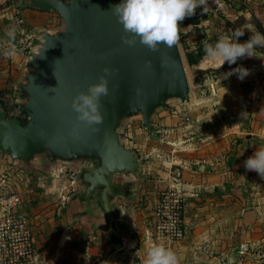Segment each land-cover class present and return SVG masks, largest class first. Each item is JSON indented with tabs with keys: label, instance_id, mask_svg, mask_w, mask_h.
Listing matches in <instances>:
<instances>
[{
	"label": "crops",
	"instance_id": "0c3cea01",
	"mask_svg": "<svg viewBox=\"0 0 264 264\" xmlns=\"http://www.w3.org/2000/svg\"><path fill=\"white\" fill-rule=\"evenodd\" d=\"M47 2L71 7L62 0H0V94L11 104L9 114L0 109L27 126L33 123V102L25 88L35 72L33 63L29 67L10 50L18 44L10 26L19 28L15 20L21 15L28 26L44 31L45 43L60 38L66 22L45 7ZM205 6L207 13L198 7L195 15L179 22L178 44L197 79L215 74L214 91L207 80L203 84L215 97H201L204 86L197 82L190 85L188 100L176 105L165 100L148 125L142 112L114 113L119 144L134 157L132 169H116L93 152L61 154L52 148L23 159L0 149L1 192L24 201L42 264L49 256L52 264H145L150 248L159 244L173 250L180 264H249L243 255L264 251V179L243 166L264 148V47L256 49V57L222 67L206 50L221 36H231L234 23L245 31L240 42L252 35L243 27L246 23L262 33L264 0H207ZM219 14L226 20L219 21ZM46 18L53 27H41ZM199 52L203 58L191 65L189 59L197 60ZM10 55L18 66H7ZM238 66L250 74L243 80L236 74L223 78ZM205 102L215 113L193 120L181 113ZM10 171L12 177L5 178ZM176 171L186 202V238L178 243L150 241L158 197L175 187Z\"/></svg>",
	"mask_w": 264,
	"mask_h": 264
},
{
	"label": "water",
	"instance_id": "95a60500",
	"mask_svg": "<svg viewBox=\"0 0 264 264\" xmlns=\"http://www.w3.org/2000/svg\"><path fill=\"white\" fill-rule=\"evenodd\" d=\"M117 3L73 0V7L46 3L47 9L60 13L67 30L59 41L47 40V51L33 62L36 73L25 88L32 97L33 123L25 127L0 109L2 151L28 159L51 145L61 154L93 152L105 164L129 170L134 157L119 144L114 112H142L148 125L169 96L189 99L190 83L178 42L171 48L162 44L155 52L139 40L126 45L123 26L111 11ZM105 68L110 72L106 74ZM101 76L107 77L109 94L101 97L104 121L94 126L99 128L94 132L77 120L72 102Z\"/></svg>",
	"mask_w": 264,
	"mask_h": 264
},
{
	"label": "clouds",
	"instance_id": "9594fccd",
	"mask_svg": "<svg viewBox=\"0 0 264 264\" xmlns=\"http://www.w3.org/2000/svg\"><path fill=\"white\" fill-rule=\"evenodd\" d=\"M73 2V0H72ZM207 0H119V3L111 6V11L123 26L125 35L123 42L128 46H134L139 42L151 51H158L163 44L168 48L176 45L180 39V25L186 17L195 15L196 9L202 7V12L207 13ZM63 7V5H60ZM252 33L250 38L240 42L239 38L245 35V31L235 30L231 36L224 35L214 45L207 46V54L214 61H221V67L225 62L235 64L242 57H256V49L264 47V34L256 30L252 23L243 26ZM107 74L110 69L105 68ZM236 74L243 80L250 74V70L238 66L223 74L227 79ZM109 94L108 80L106 76L100 77V82L89 85L87 92L76 96L72 102V109L77 113V120L92 131H99L94 127L104 121L101 112V97ZM43 136V132L40 133ZM246 171H255L264 179V148L257 149L254 154L243 161ZM145 264H180L177 254L162 244L150 248Z\"/></svg>",
	"mask_w": 264,
	"mask_h": 264
},
{
	"label": "built area",
	"instance_id": "2783aa9c",
	"mask_svg": "<svg viewBox=\"0 0 264 264\" xmlns=\"http://www.w3.org/2000/svg\"><path fill=\"white\" fill-rule=\"evenodd\" d=\"M206 80L214 91V77L206 75ZM176 173L175 187L161 192L158 197L155 228L149 234L150 241L156 239L164 243H178L186 238V202L179 171ZM41 260L32 220L25 210L24 201L17 194L0 195V264H41Z\"/></svg>",
	"mask_w": 264,
	"mask_h": 264
},
{
	"label": "rangeland",
	"instance_id": "374dc122",
	"mask_svg": "<svg viewBox=\"0 0 264 264\" xmlns=\"http://www.w3.org/2000/svg\"><path fill=\"white\" fill-rule=\"evenodd\" d=\"M62 1L66 2L67 4H69L70 6L73 7L71 0H62ZM2 12L3 11L0 9L1 15H2ZM8 12L9 11H6V14ZM218 17H221V19L219 18L220 19L219 21H222V19L226 20V18L223 16V14L222 15L219 14ZM9 21H10L9 23H12L11 20H9ZM15 22L19 26V28L18 27L14 28L13 25L10 26V29H12V30L15 29L10 33V35H11L13 41H18V44L16 43L17 44L16 48L10 47V50L20 54V56H22V58L24 60L26 59L27 62L29 63L28 65L30 67L31 63H33L39 56H41L43 52L47 51L46 44H45L46 39L44 37L45 33L43 30L40 31L39 28H36L35 26H28L26 24L25 19L21 15L16 16ZM39 23H41V27L43 29H47L48 27H53V25H54L50 18H46L45 20H43ZM20 30L22 33H20V32L18 33V31H20ZM63 30L66 31L67 29L65 28ZM42 36L44 38H42ZM180 51H181V55L183 58L184 66L186 69V73H187L190 85L193 87V86H195V84L202 83V86H204V87L201 88L202 93L200 94V96L205 98V100H209L212 97H215V96L211 97V93L209 92L208 87L203 85V84H205L206 76L201 75L200 79H197V77H195L193 70L189 67L187 60H186V57H185L183 51L181 50V47H180ZM7 66L9 68L12 66H18V64L13 62V58L11 55L7 58ZM32 69L36 73V67H34V65L32 66ZM207 75L208 76H210V75L215 76V74H210V73H208ZM0 96H1V98H3L1 94H0ZM196 96H198V95H196ZM166 101L175 103V105L179 104V103L182 104V99L180 97H177V96H169L168 98H166ZM205 103L206 104L204 106L192 107L190 105V107H188L185 111H183L181 113L182 114L189 113L192 120L196 118L195 115L198 116L200 114L202 116V114L203 115L208 114L209 111L211 113H215V110H216V109L214 110L215 107L211 106V104H209L210 102H205ZM0 106H3L8 111L7 113L9 114V108L11 106V104L9 102H7V104H6L4 101V98L0 99ZM201 107H203V108H201ZM200 108H201V111H200ZM159 109H161V108H159ZM196 109H198V110H196ZM30 112H31V109H30ZM218 112L220 113L219 110H218ZM114 113H117V112H114ZM52 148H53V146L50 145L47 149H52ZM113 167H115V166H113ZM6 177H8V178L12 177V171H10V174H6L5 178ZM0 184H1V181H0ZM0 195H3V193L1 192V185H0ZM50 257L51 256L46 258L47 261L44 264H52L53 260H52V258L50 259ZM243 257L248 258L249 264H257L258 261L260 263V261H262L264 259V251L249 250L247 252V254L243 255ZM41 264H42V260H41ZM234 264H235V262H234Z\"/></svg>",
	"mask_w": 264,
	"mask_h": 264
},
{
	"label": "trees",
	"instance_id": "16d2710c",
	"mask_svg": "<svg viewBox=\"0 0 264 264\" xmlns=\"http://www.w3.org/2000/svg\"><path fill=\"white\" fill-rule=\"evenodd\" d=\"M240 26H241V24H237V23H234V24H231V25H230V27L232 28L233 32H234L235 30H237V29L241 30V29H240ZM260 29H261L262 33L264 34L263 29H262L261 27H260ZM240 39H243V36L240 37ZM203 56H204V53H203V52H199V53H198V56H197V60L189 59L190 64H191V65L196 64V62H197L198 60L202 59ZM24 126L27 127L26 124H25Z\"/></svg>",
	"mask_w": 264,
	"mask_h": 264
},
{
	"label": "bare ground",
	"instance_id": "6f19581e",
	"mask_svg": "<svg viewBox=\"0 0 264 264\" xmlns=\"http://www.w3.org/2000/svg\"><path fill=\"white\" fill-rule=\"evenodd\" d=\"M59 39H60V38L56 39V41H59ZM46 43H47V42H46ZM46 43H45V44H46ZM46 48H47V47H46Z\"/></svg>",
	"mask_w": 264,
	"mask_h": 264
}]
</instances>
